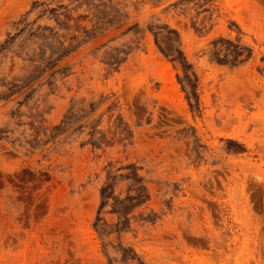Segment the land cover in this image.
I'll list each match as a JSON object with an SVG mask.
<instances>
[{"label": "rangeland", "instance_id": "rangeland-1", "mask_svg": "<svg viewBox=\"0 0 264 264\" xmlns=\"http://www.w3.org/2000/svg\"><path fill=\"white\" fill-rule=\"evenodd\" d=\"M0 264H264V0H0Z\"/></svg>", "mask_w": 264, "mask_h": 264}]
</instances>
